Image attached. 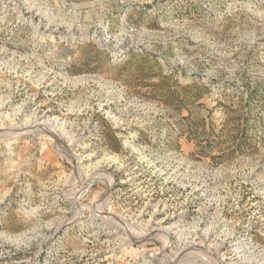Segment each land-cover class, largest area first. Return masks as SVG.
I'll return each mask as SVG.
<instances>
[{
    "label": "rangeland",
    "instance_id": "rangeland-1",
    "mask_svg": "<svg viewBox=\"0 0 264 264\" xmlns=\"http://www.w3.org/2000/svg\"><path fill=\"white\" fill-rule=\"evenodd\" d=\"M0 107V264H264V0H0Z\"/></svg>",
    "mask_w": 264,
    "mask_h": 264
},
{
    "label": "bare ground",
    "instance_id": "bare-ground-1",
    "mask_svg": "<svg viewBox=\"0 0 264 264\" xmlns=\"http://www.w3.org/2000/svg\"><path fill=\"white\" fill-rule=\"evenodd\" d=\"M1 108V107H0ZM36 116V115H35ZM34 119V118H33ZM31 120V119H30ZM38 120H39V118H36V119H34V121L32 122V124L31 125H27V126H30L31 128H33V129H37V128H39V127H41V126H49L50 125V121H48V122H46V123H43V124H37V122H38ZM34 126V127H33ZM62 126V125H61ZM27 128V127H26ZM42 128V127H41ZM22 129V128H21ZM32 129V130H33ZM26 131H28V130H22V132L24 133H26ZM32 132V131H31ZM73 156V155H72ZM73 158H74V160H76V162H78L77 161V156L76 155H74L73 156ZM80 162V161H79ZM131 177V176H130ZM136 177V176H135ZM134 177V178H135ZM86 178V181H85V183H84V185H87V184H89L90 183V181H91V179H90V177H88V175L86 174V176L84 177V179ZM134 178H131L129 181H131V182H133V180H134ZM132 184V183H131ZM99 197V196H98ZM102 198V197H101ZM122 216V215H121ZM123 217V216H122ZM141 217V216H140ZM125 218V217H124ZM135 219V218H134ZM138 219V218H137ZM128 221V220H127ZM142 222V221H141ZM147 223V227L145 228V229H143V227L140 225L139 226V228L141 229V230H143V231H145V233H153V232H158V231H161L162 229H160V224L159 223H155L153 220H150L149 222H146ZM143 224V223H142ZM124 226V225H123ZM122 225H121V227H119L118 226V229L120 230V232H122V231H124V232H126V234H127V232H129V229H128V227L125 225L124 227L126 228H124ZM145 227V226H144ZM131 232V231H130ZM134 233V232H133ZM132 233H130V235H131ZM137 234V233H136ZM147 236H148V234H147ZM125 239V238H124ZM116 240V239H115ZM118 245V244H117ZM116 248V247H115ZM235 248V247H234ZM117 251V250H116ZM234 251H236V249L234 250ZM116 253V252H115ZM110 254V253H109ZM110 259V258H109ZM113 259V258H112Z\"/></svg>",
    "mask_w": 264,
    "mask_h": 264
},
{
    "label": "trees",
    "instance_id": "trees-1",
    "mask_svg": "<svg viewBox=\"0 0 264 264\" xmlns=\"http://www.w3.org/2000/svg\"><path fill=\"white\" fill-rule=\"evenodd\" d=\"M190 91H191V99L193 100L194 103H196L197 101H199L201 99V94L198 93L199 87L198 86H194V85H190L189 86ZM251 94V93H250ZM257 95V94H254ZM188 121H190L189 119H187ZM248 147V143L246 142L245 139H241L238 142L235 143V148L233 150V154H244L246 152V149Z\"/></svg>",
    "mask_w": 264,
    "mask_h": 264
}]
</instances>
